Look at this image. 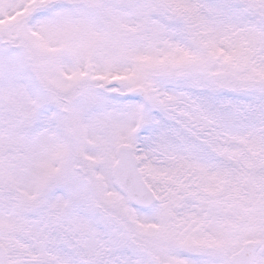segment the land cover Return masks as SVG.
Returning a JSON list of instances; mask_svg holds the SVG:
<instances>
[{"label":"snow or ice","instance_id":"1","mask_svg":"<svg viewBox=\"0 0 264 264\" xmlns=\"http://www.w3.org/2000/svg\"><path fill=\"white\" fill-rule=\"evenodd\" d=\"M0 264H264V0H0Z\"/></svg>","mask_w":264,"mask_h":264}]
</instances>
